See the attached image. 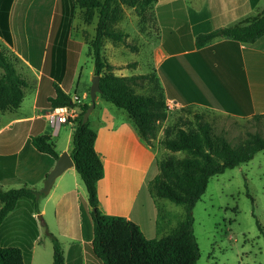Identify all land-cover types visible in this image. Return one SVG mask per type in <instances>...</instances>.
Segmentation results:
<instances>
[{
    "label": "crops",
    "instance_id": "crops-1",
    "mask_svg": "<svg viewBox=\"0 0 264 264\" xmlns=\"http://www.w3.org/2000/svg\"><path fill=\"white\" fill-rule=\"evenodd\" d=\"M44 1L0 0V8L8 4L7 23L11 40L6 44L20 59V69L17 70L27 82L19 107L14 112L0 111V176L8 174L11 168L13 176L5 177L10 179L6 183L14 184L11 180L18 178L20 185L37 189L42 186L55 160L51 156L45 158L44 153L31 144L30 136L50 135L60 144L56 148L58 153L63 150L69 152L74 128L68 117L73 118L78 113L76 108L54 110L48 106L47 97L54 94L52 81L55 76L61 78L55 81L71 97L77 95L82 101H90V85L83 84L80 89L77 86L73 94L66 89L71 86L75 69L81 62L82 42H77L81 46L78 48L64 45V36L58 25L54 32L48 29L44 37L43 49L49 40L55 41L53 47L45 51L37 49V41L41 37L34 27L39 23L37 15L44 8ZM58 2L65 8V0H53L55 8ZM151 9L158 30V43L151 54L152 67L163 88L165 100H171L176 108L192 106L241 117L264 114V34L252 43L217 37L200 47L195 44L200 33L244 22L256 15L252 0H156ZM22 10H32L29 12L32 17L25 18ZM67 37L72 39L70 35ZM17 39L23 43L16 45ZM107 45L105 43V47ZM109 45L114 50L119 49L113 43ZM47 56L50 58L48 66ZM107 60L115 66V74L131 75L123 71L125 64H120L112 56ZM88 74L90 78L94 75L93 60ZM97 95L99 93L95 97V112L89 115V124L97 131L94 147L104 156V175L97 182L100 207L105 213L122 215L134 221L145 237H159L172 223L167 218L162 220L148 188L149 180L157 173L155 153L139 140L126 113L103 99L99 101ZM162 133H158L157 142ZM67 169H71L75 185V169L73 166ZM61 175L55 179L48 195L52 189H63ZM2 181L0 178V183ZM70 190L63 189L57 195L54 215L56 218L69 216L62 224L64 231L73 239L81 229L80 207L79 198L74 197ZM45 212L46 204L43 202L37 215L47 227ZM4 239L7 237L0 236V240ZM81 242H78L77 257L71 264L85 263Z\"/></svg>",
    "mask_w": 264,
    "mask_h": 264
},
{
    "label": "trees",
    "instance_id": "trees-1",
    "mask_svg": "<svg viewBox=\"0 0 264 264\" xmlns=\"http://www.w3.org/2000/svg\"><path fill=\"white\" fill-rule=\"evenodd\" d=\"M155 1L71 0L73 5L84 9L85 20L90 21L96 13L89 53L93 60V73L99 75V96L126 113L137 137L149 148L157 139L160 121L168 115L163 88L155 73L115 74V66L107 60L102 49L106 40L130 47L128 33L117 25L123 19L124 8L131 7L139 17H144ZM7 10L8 4L0 8V38L9 43ZM263 34L264 7L244 22L198 34L195 44L200 47L217 37L252 43ZM133 65L134 62L127 64L128 67ZM0 68V111L15 110L23 100L27 82L1 44ZM146 78L153 82L150 91H136L135 86ZM52 87L54 94L47 97L50 108L64 106L78 110L76 116L68 117L74 128L69 154L75 171L84 183L91 208L92 238L88 243L91 254L102 264H196L199 246L193 230L192 210L195 203L205 192L211 176L246 162L255 152L264 150V136L249 131L242 142L231 145L225 137L214 135L210 123L201 120L198 114L194 127L186 129L178 126L172 135L165 128L158 142L165 149L183 151L185 155L157 160V173L149 180L148 188L154 199H169L183 205L184 210L182 217L165 234L147 238L134 221L122 215L105 213L100 207L97 182L104 175V156L94 147L97 131L90 126L89 117L82 122V114L90 101H82L77 95L71 97L55 80ZM30 142L38 151L57 159L59 153L50 135H31ZM5 175L13 176L11 168ZM21 200H29L34 211H39L38 199L32 188L26 184L5 188L0 183V228ZM257 225L261 228L258 221ZM48 235L52 242V264H65L59 239L51 232ZM30 256V248L23 243L0 242V264H29Z\"/></svg>",
    "mask_w": 264,
    "mask_h": 264
},
{
    "label": "rangeland",
    "instance_id": "rangeland-1",
    "mask_svg": "<svg viewBox=\"0 0 264 264\" xmlns=\"http://www.w3.org/2000/svg\"><path fill=\"white\" fill-rule=\"evenodd\" d=\"M252 1L255 10H257L255 14H258L264 7V0ZM151 8L148 9L144 17H139L131 7L124 8L123 19L117 25L128 33L127 42L130 47L117 43L114 46H118L119 49L114 50L109 45V43L112 44L109 40L104 42L103 54L105 52L108 59L109 56H112L120 64H125L123 71L127 74L154 72L151 54L158 43V30L155 24L154 12ZM30 11L32 10H22V14L25 12V18L32 17ZM37 16L39 23L34 28L38 37H41L37 41V46L39 44L37 49L41 51L50 49L55 41L49 40L44 50V37L48 33V29L54 32L58 25V30L64 36L62 41L64 45L78 48L81 47L79 44L82 42L84 47H82L80 55L79 61L81 62L75 69L71 86H67V91L73 94L77 86L80 89L83 84L90 85L91 78L88 70L92 65V58L89 52L90 42L95 32L96 13L90 21H87L84 16V9L73 5L71 0H65V8L61 3L55 8L53 0H45L44 8L39 10ZM68 35L71 36V40L68 39ZM76 39H79V41ZM0 40L1 47L13 60L16 69L19 70L18 62L20 59L2 38ZM22 43L19 39L15 41L16 45ZM105 43H108L107 47H105ZM49 59V56H47V66ZM131 62H134V65L128 67L127 64ZM52 74L54 73L52 72ZM60 79L55 76V80L60 81ZM152 84L153 82L146 78L137 84L135 89L138 92L146 93L150 91ZM48 86L51 87L50 83H48ZM97 97L99 101H103L99 95ZM94 110L92 112H95ZM197 114L201 116V120L210 123L211 132L214 135L225 137L231 145L242 142L249 131L258 132L264 136V114L241 117L210 109L185 106L181 108L173 107L168 111L166 119L160 121L157 132H163L160 139L165 128H168L169 134L172 135L178 126L186 129L194 127ZM69 118L71 117L69 116ZM52 141L56 148L60 146L57 139L52 138ZM150 149L155 153V164L157 160L162 158L185 155L183 151L175 153L166 151L163 145L157 142V139L154 140ZM44 155L45 158L50 156L47 153H44ZM70 170L67 169L60 177L62 178L61 185L63 184V189H72L70 193L79 198L80 213L78 215L81 229L77 237L72 239L64 231L65 226L62 222L66 223V217L69 216L62 215L56 218L54 215V202L57 195L63 191V189H59L60 187L57 190L52 189L49 195L48 193L41 194L37 198L38 207L43 202L46 204L44 218L47 221V227L43 224V221L40 222L32 203L29 200H21L0 228V236L7 237V240L4 239L5 241L0 240L1 243L20 242L28 246L30 252L32 248L29 264H52V242L48 235L49 232L59 239L66 264H71V261H74L77 257L75 253L80 240L82 241L81 244L84 245L83 250L86 256L84 264H102L89 250L88 243L91 240L87 243L92 236V219L84 183L77 172L73 171L77 181L74 185ZM7 176L1 177L3 179L1 182L2 187L5 188L6 185H9L6 182L10 180L5 179ZM11 177L8 176L7 178ZM11 181L14 184L9 185V187L22 185L19 184L18 178ZM32 189L37 190L35 187ZM154 202L160 214H162V220L167 218L172 226L182 217L183 205L176 204L166 198H156ZM192 212L194 217L193 230L199 246V257L196 264H264V150H258L246 162L211 176L205 192L195 203ZM257 221L261 228L257 225Z\"/></svg>",
    "mask_w": 264,
    "mask_h": 264
},
{
    "label": "water",
    "instance_id": "water-1",
    "mask_svg": "<svg viewBox=\"0 0 264 264\" xmlns=\"http://www.w3.org/2000/svg\"><path fill=\"white\" fill-rule=\"evenodd\" d=\"M100 85H99V75L94 74L91 78V84L89 88V97L90 103L86 110L82 114V122H85L92 110L95 107V97L97 93H100ZM73 166V160L67 150H63L58 154L57 159L55 160L52 168L46 174L42 186L34 190L35 197L38 198L41 194H47L51 186L53 185L55 179L61 175L67 168Z\"/></svg>",
    "mask_w": 264,
    "mask_h": 264
},
{
    "label": "built area",
    "instance_id": "built-area-1",
    "mask_svg": "<svg viewBox=\"0 0 264 264\" xmlns=\"http://www.w3.org/2000/svg\"><path fill=\"white\" fill-rule=\"evenodd\" d=\"M165 104H166V108L168 111H170V109H172L174 106L173 102L169 99L165 100ZM63 107H55L54 110H61ZM62 112H64V111H62Z\"/></svg>",
    "mask_w": 264,
    "mask_h": 264
}]
</instances>
